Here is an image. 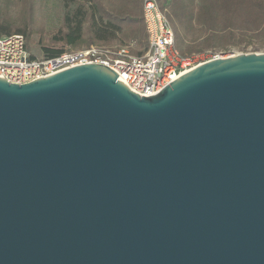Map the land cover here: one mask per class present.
<instances>
[{"label": "water", "instance_id": "water-1", "mask_svg": "<svg viewBox=\"0 0 264 264\" xmlns=\"http://www.w3.org/2000/svg\"><path fill=\"white\" fill-rule=\"evenodd\" d=\"M0 264H264V52L0 76Z\"/></svg>", "mask_w": 264, "mask_h": 264}, {"label": "trees", "instance_id": "trees-1", "mask_svg": "<svg viewBox=\"0 0 264 264\" xmlns=\"http://www.w3.org/2000/svg\"><path fill=\"white\" fill-rule=\"evenodd\" d=\"M35 0H0V35L23 34L27 41L31 36L32 18L34 16ZM79 2L70 14L65 16L68 31L61 38L66 43L75 47L90 44L130 45L134 54H142L148 48V36L143 18V0H68ZM162 9L167 11L164 3L168 2L171 7L168 18L175 23L178 20L183 29L198 31L199 35H214L216 32H229L235 36L234 30L241 29L264 38V0H158ZM11 2L20 6L19 13L12 18L7 10ZM89 4V6H88ZM88 23L84 29L83 24ZM177 41L181 38L179 27L174 24ZM197 40L199 39L196 38ZM195 39V40H196ZM211 38L205 47L211 44ZM28 43V42H27ZM220 37L212 46H221ZM197 47V48H198ZM47 48V47H43ZM194 47L180 49L184 55L192 52ZM64 50L47 49L46 57H53Z\"/></svg>", "mask_w": 264, "mask_h": 264}, {"label": "built area", "instance_id": "built-area-1", "mask_svg": "<svg viewBox=\"0 0 264 264\" xmlns=\"http://www.w3.org/2000/svg\"><path fill=\"white\" fill-rule=\"evenodd\" d=\"M143 18L149 45L142 54L131 51L132 43L115 49L92 44L40 58L32 55L23 34L0 35V76L24 84L78 65L102 64L117 71L141 96H152L192 68L221 56L184 55L158 0H143Z\"/></svg>", "mask_w": 264, "mask_h": 264}, {"label": "rangeland", "instance_id": "rangeland-1", "mask_svg": "<svg viewBox=\"0 0 264 264\" xmlns=\"http://www.w3.org/2000/svg\"><path fill=\"white\" fill-rule=\"evenodd\" d=\"M187 1V0H186ZM190 0L188 1V3ZM200 0H198V3ZM79 5V2H69L68 0H35L34 1V16L31 25L32 33L28 39V48L33 56L35 57H46L47 49L54 50H76L81 49L90 45H84L80 47L72 46L62 40L61 36L69 29L66 26L65 16L75 9ZM89 6V4H88ZM167 8V13L171 11L170 4L164 3ZM20 6L11 2L7 13L12 17H16L19 13ZM170 20V19H169ZM173 28L174 24L179 27L181 38L184 41L180 44L177 41V46L181 49L185 47H194L192 52H187V55H200L206 58L212 54H220L223 56H229L232 54L249 53V52H264V38L256 36L252 33L246 32L241 29L234 30L235 36H231L229 32L222 31L221 33L216 32L214 35L209 36L208 34L199 35L198 31H190L183 29L182 25L175 20L173 23L170 20ZM88 26V23L83 24L84 29ZM220 37L221 46H212L216 43V38ZM199 39L197 40L196 38ZM211 38V44L205 47H198L199 44H206V40ZM196 39V40H195ZM96 44V43H94ZM100 45V44H97ZM133 48L136 47V43L132 42ZM110 48H117L119 44L105 45ZM47 47V48H43ZM198 47V48H197Z\"/></svg>", "mask_w": 264, "mask_h": 264}]
</instances>
